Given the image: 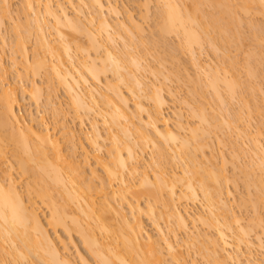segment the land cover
<instances>
[{
	"label": "bare ground",
	"instance_id": "1",
	"mask_svg": "<svg viewBox=\"0 0 264 264\" xmlns=\"http://www.w3.org/2000/svg\"><path fill=\"white\" fill-rule=\"evenodd\" d=\"M9 1L0 0V264H77L69 252L70 247L60 245V238L56 240L52 233L59 229L67 232L69 238L74 234L79 236L95 256L96 264H197L196 259L189 260L185 255L184 247L188 246L198 249V254L209 264H264V220L258 216L254 219L257 223L250 220L252 226L245 225L242 214H237L231 204L235 197L233 199L234 194L228 188L225 152L218 157L221 151L218 154L217 145L216 152L212 148L211 157L204 149L213 135L222 148L229 146L227 129L236 133H233L236 145L232 138L233 143L231 141L230 148H226L231 155L227 161L232 162L233 158L235 168H245L244 173L235 169L234 172L244 174V179L246 174L250 178L245 179L246 186L254 185V192L258 190L254 196L253 190L250 191L253 201L249 194V201H242V205L246 206L245 202L253 205L258 200L253 205L257 210L258 203L264 204V144L260 139L264 120L262 131L258 126L252 129L256 110L253 112L255 107L251 103L255 100L249 103L251 99L248 101L246 93L255 95V88L247 84L248 91L244 89L246 83L243 85L244 81L239 78L240 60L230 55L235 34V38L238 33L242 36L236 23L239 26L245 20L237 9L246 13L245 16L254 11L256 14V10L257 14L264 15V0H153L156 11L152 0L135 2L141 7L144 19L155 11L157 21L153 26L158 30H153V36L157 34L156 39L160 36L159 45H167L168 36L177 38L175 50L169 51V44L168 58L179 62V54L190 55L191 65L198 73L195 72L197 80L194 81L193 75L189 80V72L185 77L194 82L189 94L198 95L199 102L195 101V96L188 99V95L182 97L169 90L165 80L173 74L177 76L178 72L173 73V70L171 75L168 71L167 75L165 71L167 76L164 75L166 64L159 63V57L165 60L161 52H156L157 69L153 68L148 55L153 47L157 48L156 39L152 38L151 47H146L142 36L146 32L144 24L134 14L122 18L113 0H22L17 17L13 16ZM208 8L210 12L213 9L217 12L210 13ZM232 10L235 12L230 13ZM230 14L232 18L228 19L234 21L227 19ZM6 22L12 23V29L3 28L8 26ZM8 29L13 33L11 41ZM255 32L258 41L259 34ZM33 34L35 42L30 55L29 42ZM239 36L236 38L239 43L235 45L241 44ZM260 41L261 51L257 49V53L256 48L248 51L246 58L250 54V59L242 64L246 67L250 61L246 74L252 77L253 74L257 77L259 60L261 64L264 61V36ZM9 44L13 49L10 50V66L14 69L9 68L10 72L8 65H4V49ZM206 45L213 49L216 58L221 57L214 60L216 63L214 58L204 61L199 55ZM253 53L252 61H258L256 66L254 61V65L251 64ZM11 70L17 74V78L13 75L16 82L7 80L6 74H11ZM109 72L112 79L105 76ZM42 73L48 84L47 96L44 86L36 81ZM147 75L154 77L152 81ZM58 87L68 94L73 119L80 130L65 122L61 104L52 101L57 97ZM167 89L189 112L185 115L180 106L174 126L164 113L168 106L164 95ZM206 89L211 90L214 101H207ZM43 96L53 105V116H57L53 126L43 114L35 118L22 114L28 98L44 106ZM239 99L243 100H240L243 110L239 108L231 118L233 108V112L225 116L228 105ZM224 105H227L226 111ZM259 106L258 114L262 111ZM86 120L90 122V131L84 128ZM243 136L251 144L246 148L245 139L241 140L245 149L240 144ZM147 150L153 153L149 161L144 157ZM78 151L84 156L82 160L78 159ZM90 157L103 170L102 176L97 173V167L92 170L89 167L91 176L86 172ZM244 157L247 164L244 161L242 164ZM218 158L223 159V162L220 160L223 167L219 168ZM15 160L20 176H27L25 190L14 175ZM97 179L100 182L96 184ZM197 202L201 208L193 210L190 205ZM41 204L47 207L46 215ZM145 214L156 225L160 237L154 239L147 233ZM259 219L262 220L260 227ZM164 220L169 232L163 228ZM190 220L206 228L202 230L194 225L198 229L191 231ZM113 221L116 222L113 224ZM207 228L214 232L205 230ZM182 233L184 237L179 236ZM77 254L80 264H92L84 255Z\"/></svg>",
	"mask_w": 264,
	"mask_h": 264
},
{
	"label": "rangeland",
	"instance_id": "2",
	"mask_svg": "<svg viewBox=\"0 0 264 264\" xmlns=\"http://www.w3.org/2000/svg\"><path fill=\"white\" fill-rule=\"evenodd\" d=\"M118 6H119V9H120V11H121V13H122V18H126V16H128L129 14H134L135 15V17L137 18V19H139L140 20V22L142 23V24H144L143 26H144V28H146L145 29V35H144V32H143V34H142V36H144V40L146 39V41H145V43H146V47H151V41H152V38L154 39L155 38V36H157L158 37V35L156 34L157 32H155V31H157L158 29H154V26H153V24H155V26H156V21H157V15L155 14V11H156V8L154 7L155 6V1H153L152 0V2H151V5H152V7H153V10H155L154 12H152L153 10H151V17H149L148 19H144L143 17H142V9H141V7H139L138 8V6L135 4V2H137V0H113ZM139 1V3H141L143 0H138ZM231 2H233V0H230ZM238 2H239V0H237ZM22 2V0H10L9 1V3H11L10 4V6H12V10L14 11L13 13H14V15L13 16H15V17H17L18 16V14H19V12L18 11H20V3ZM228 2V1H227ZM227 2H226V4H227ZM234 2H235V0H234ZM237 2V3H238ZM231 4V3H230ZM234 4H236V3H234ZM154 5V6H153ZM234 6V5H233ZM258 6V4L256 3V7ZM260 6V5H259ZM223 7V6H222ZM19 8V9H18ZM155 8V9H154ZM225 8V7H224ZM140 9H141V12H140ZM207 9V8H206ZM235 9H237L236 7H235ZM239 9V8H238ZM237 9V13L238 14H240L241 15V19L242 18H244L245 20H243V22L242 21H240L241 19H240V17H239V21L237 20V22H242V23H239V26H237V24L238 23H236V26H235V24L233 25V26H235L238 30L237 31H239L241 34H242V36L240 37L239 36V33H238V35H237V37L239 36V38H240V45L239 44H237V45H235L236 43H237V41H238V39H237V41H236V38H235V36H236V34H235V32H234V28H232V26H231V24H230V28H232V32H234V34H235V36H234V44H233V46L231 45V50H232V53H230V55L232 54V57L234 58V56L233 55H235L236 56V58L237 59H235L236 61L239 59L240 61H239V65L240 66H242V67H240V73H241V76L239 77V78H241V80H243L244 82H243V85H244V83H246L245 84V87L246 88H244L246 91H248V89H247V84L249 85V84H252L253 86H254V88H255V90H254V94L255 95H252L251 93V91H249L250 92V94L251 95H249V94H247L246 93V95L244 94V92H245V90H244V92H243V95L244 96H246L247 97V99H248V101L251 99V101H249V103H251L252 102V99H254L255 100V103H254V101L252 102L253 104H257V106H254V105H252V103H251V106L254 108L253 109V112H255V110H256V112H255V114H254V119H253V117H252V119L254 120H252L253 121V127H252V129L253 130H256L257 129V126H258V128H260L261 129V131H262V129H263V127H264V125H263V120H264V61H262L263 62V64H261V62H260V60H259V62H260V64H259V62L258 61H256V60H253L254 61V63H255V65H254V63H253V61H252V59H253V56L252 55H254V53L253 54H251V56H252V58H251V64L253 63V65L254 66H256V62H258V65H257V69L256 70H258V71H256V75H257V77H258V72H259V74L261 75V76H259L258 78L256 77V76H254V74H253V77H252V74H251V76H249L248 75V73L246 74V67L247 66H249L250 65V61H248L249 62V65H247L246 67H245V65L243 66L242 64L244 63V61H246L247 62V60H249L250 59V54H248V58H246L247 57V53H248V51L249 52H251L252 50H254L255 48H256V52L258 53V51H261L260 49H262L261 47H263L262 45H259V43L261 42L260 40H261V37L262 36H264V34H263V32H264V30H263V32H262V28L264 29V15H262L261 13H258L257 14V10H256V14L254 13V12H251V14H249V15H247V16H245L246 15V13H244V14H242V12H240V10H238ZM70 10H73L72 8H70ZM208 10H209V8H208ZM211 10V9H210ZM210 10H209V12H210ZM214 10V9H213ZM212 10V11H213ZM211 11V12H212ZM216 12H217V10H215ZM215 11H213V12H215ZM233 11V10H232ZM230 12V13H234L235 11H233V12ZM239 11V12H238ZM18 12V13H17ZM210 12V13H211ZM215 12V13H216ZM12 13V14H13ZM254 13V14H253ZM153 14V15H152ZM237 14V15H238ZM236 15V14H235ZM22 17H24V14L23 15H21ZM231 16V18H232V14H230L229 16H226L227 17V19L229 18ZM235 17V16H234ZM233 17V18H234ZM237 17V16H236ZM143 18V19H142ZM156 18V19H155ZM24 20V19H23ZM229 20V19H228ZM232 21H234V19H231ZM231 20H229L230 22H231ZM235 20H236V18H235ZM146 21V22H145ZM244 23V25L241 27V25ZM253 24L254 26H257V27H254L253 25H251V24ZM5 24H8V26H6V27H4L3 26V28L4 29H6L7 27H9L10 29H12L11 28V24L8 22H6ZM233 24V23H232ZM250 24V25H249ZM11 25V26H10ZM153 26V28H152V26ZM261 26V28H259V27ZM263 26V27H262ZM251 27H253V29L251 28ZM157 28V27H156ZM255 28V29H254ZM4 29H3V31H4ZM10 29H8V34H7V36H8V39H9V41H11V39H12V36H11V33L12 32H10L9 30ZM153 30H155L154 32H155V36H153L154 35V33H153ZM256 32H255V31ZM260 30H261V33H258V31L260 32ZM6 31H7V29H6ZM236 31V32H237ZM253 32H255L256 34H257V36H258V34H259V38H260V40H256L257 38H256V36L254 37V33ZM152 33V34H151ZM10 34V35H9ZM13 34V33H12ZM233 34V35H234ZM34 35V34H33ZM31 36V37H33L32 39H31V42H29V45H30V49H29V51H30V55H32L33 54V43L35 42V35L34 36ZM262 35V36H261ZM11 36V37H10ZM261 36V37H260ZM241 38H242V40H241ZM156 39V38H155ZM154 39V40H155ZM159 39H160V36H159ZM159 39H156V41H154V42H156V44H157V50L155 49V47H153L151 50H150V54L148 55V57H149V62L153 65V68H154V66H155V68L157 67V63H158V61L156 60V58L154 57L155 55H156V52H161L160 54H161V57H162V55H163V57L165 58V60L164 61H161L160 60V57H159V63L161 64V63H163L164 62V64H166L165 65V68H163L164 70H163V72H164V75H166V73H167V75H169V72L168 71H171L170 73H171V75H172V71H173V73H176L175 71H177L178 73H177V76L175 75V74H173L174 76H169L170 77V79L169 80H165L166 81V83H167V87H169V90L171 89L172 91H173V93H175V92H178L179 94H181V96L183 97H185L186 96V98H187V95H188V99H191V97H193V96H195L194 98H195V101H197V99H198V102L200 101L199 99V97H197L196 96V94L195 93H193V94H195V95H193V94H189V91H190V93H191V88H193V83L192 82H190L189 80L190 79H192L191 77V75H193V76H195V78H193L194 79V81H196L197 79H196V74L198 75V73H197V70H196V68L194 69L193 68V66L194 65H191V64H193V63H191V60H190V55L189 54H187V53H183V54H179L180 55V57H181V59H180V57H178L179 58V62H176V60H172V59H170V58H168L167 56H168V54H170V52H168V50H169V44L173 47V49H171L172 47L170 46V50L169 51H171V50H175L174 48H177V47H175L176 45H177V43L178 42H175V41H177V38L175 37V36H168L167 38H166V40L167 41H169V43L166 45V43L163 45L162 43H161V45H159V43H160V41H159ZM32 40H33V42H32ZM151 40V41H150ZM149 41H150V44H149ZM242 41V42H241ZM257 42H258V45H257ZM238 43H239V41H238ZM262 43V42H261ZM10 44L12 45L13 43H11L10 42ZM8 45V46H6L5 47V49L4 50H6L5 51V54H4V56H5V59H6V61L4 60V65L6 66V65H8V66H6L7 67V69H8V72H10V69L9 68H11V66H10V64H11V59H10V55L12 54L11 53V51H13V49L11 48V45ZM176 44V45H175ZM165 46V48H164V50L162 49L163 47ZM257 46H258V48H257ZM260 46V47H259ZM13 47V46H12ZM142 47V46H141ZM140 47V48H141ZM159 47H162V48H160L159 49ZM168 48V49H167ZM165 49H166V51H165ZM229 49V52H231V50ZM252 49V50H251ZM257 49H258V51H257ZM11 50V51H10ZM251 50V51H250ZM264 50V49H263ZM167 52V53H166ZM172 54H173V51L171 52ZM175 53V52H174ZM160 54H159V56H160ZM220 53H218V55H219ZM259 54H261L260 52H259ZM199 55H202L201 56V58L203 57V60L204 61H208L209 59H212V58H214L213 59V62L214 63H216L217 61H214V60H217V58L220 60L221 59V57H215V54H214V52H213V49L211 48V47H209L208 45H206L205 46V48L202 50V51H200V53H199ZM229 55V56H230ZM157 56V55H156ZM32 57V56H31ZM209 57V58H208ZM255 57V56H254ZM244 58L246 59V60H244ZM157 59H158V57H157ZM227 59V58H226ZM255 59V58H254ZM262 60V59H261ZM264 60V59H263ZM212 61V60H211ZM6 62V63H5ZM10 62V63H9ZM166 62V63H165ZM159 65V64H158ZM253 65H252V67H253ZM164 66V65H163ZM162 67V66H161ZM159 68H160V66H159ZM158 68V70H160ZM179 68H180V70H181V73L179 74ZM244 68V69H243ZM12 69V68H11ZM157 69V68H156ZM155 69V70H156ZM253 69H254V67H253ZM13 71H14V69H12ZM12 70H11V74H6V76H9L8 78H7V80H9V82L12 80L13 82H16V78H17V74H16V72H12ZM154 70V69H153ZM161 70H162V68H161ZM165 71H167L166 73H165ZM189 72V77H188V73ZM195 72H196V74H195ZM255 72V71H254ZM13 73V74H12ZM191 73V74H190ZM239 73V74H240ZM43 74V73H42ZM110 74H111V72H109L107 75H105V76H107L108 78L109 77H111L112 76V74H111V76H110ZM13 75H15L16 76V78H15V76H12ZM166 75V76H167ZM183 75V76H182ZM185 75H187V77H188V79H187V77H185ZM40 76H42V77H39V76H37L35 79H36V81H37V83H38V85H39V83H40V86H44V89H43V91H44V94H46L47 93V85L48 84H46V80H45V75L43 74V75H40ZM44 76V77H43ZM105 76L103 77V79L105 80ZM148 77H149V79H153L154 77L153 76H151V75H147ZM182 76V77H181ZM148 77H147V79H148ZM159 77H161V78H163L162 76H159ZM179 78L180 80H178L177 78ZM198 77V76H197ZM10 78V79H9ZM112 78H113V76H112ZM112 78H109V79H112ZM148 79V80H149ZM152 79H151V81H152ZM44 80H45V82H44ZM163 80V79H162ZM241 80H240V82H241ZM11 81V82H12ZM193 81V80H192ZM242 83V82H241ZM42 84V85H41ZM251 85V86H252ZM195 86V85H194ZM261 86H263V88L261 89ZM195 88L197 89V87L195 86ZM253 88V89H254ZM125 89V88H124ZM196 89H195V91H196ZM241 89H243V88H241ZM249 89H251L252 90V88H250L249 87ZM47 90V91H46ZM59 90V91H58ZM58 90H57V92H56V94H57V97L55 98L54 97V99H52V101L53 102H55V103H60L61 104V108H63V112L62 113H64L65 112V114H66V120H65V122H67V124H69L70 126H72V127H75V128H77V129H79L80 130V125L78 124V122H76L73 118H74V113H73V109L70 107V101H68V98H69V96H67L68 94L64 91V89L62 88V87H58ZM192 92H193V90H192ZM206 99H207V101H212L213 100V98H212V96H213V94H212V92H211V90H209V89H206ZM48 94V93H47ZM47 94H46V96H47ZM199 94V93H198ZM164 95H166V97H167V99H168V106H166V108H165V110H164V113L168 116V118L170 119V125L171 126H174V122H175V120L177 119V114H178V112H179V108H180V106L181 107H183L182 108V111H184V113H185V115H188V108L187 107H184L180 102H179V99H177V98H175L176 96H174V95H171V93H170V91H168V89H167V91H165L164 92ZM45 96V95H44ZM43 96V98H44V100L42 99V103L44 104V106L42 105H40L41 103L39 102L38 104H39V106L37 105V104H35V103H32L33 101H31V99L30 98H28V100L27 101H25V107L23 108L22 107V114L23 115H25L27 118H30V117H32V115H33V118H35V116H40L39 114H43V115H45V117H46V120L48 121V123H50V126H53V123H55V120H57L56 118H57V116H53V111H54V109H52L53 108V105H51V102L49 101H47L46 99H45V97ZM200 96V95H199ZM27 97H29V96H27ZM194 98H193V100H194ZM246 99V98H245ZM236 100H238V98L236 99ZM236 100H233V104L231 105V104H229L228 105V103H226L228 106H230V107H228V109L226 108L227 107V105H226V107H225V105L223 106V109H227V111H226V109H225V111L227 112L226 114H225V116H229L228 114H230V112H233V108H234V112H233V114L231 113L230 115H231V118H233L234 117V114L236 113V111H240V109H242V106H241V103L243 102V100L242 99H239V102L238 101H236ZM240 100H242V102H240ZM132 101V100H131ZM202 101V100H201ZM214 101V100H213ZM231 102H232V100H230ZM245 101V100H244ZM257 101V102H256ZM27 102V103H26ZM45 102L47 103V105H45ZM130 104H131V107H134L133 105H132V103L130 102ZM258 105H260L259 107H261V112H260V114H258L257 113V110L258 109H260V108H258ZM47 108H46V107ZM231 106H232V111H231ZM50 107V109H48ZM52 107V108H51ZM57 107H58V105H57ZM60 107V106H59ZM208 107V106H207ZM225 107V108H224ZM240 108V109H239ZM257 108V109H256ZM229 109H230V111H229ZM40 110V111H39ZM53 110V111H52ZM243 110V109H242ZM228 111H229V113H228ZM222 113L224 114L225 112H224V110L222 111ZM56 114V113H55ZM237 114H238V112H237ZM239 115V114H238ZM60 116V115H59ZM61 116H62V114H61ZM233 116V117H232ZM58 118H60V117H58ZM62 118V117H61ZM245 120H246V118H245ZM244 120V121H245ZM262 120V121H261ZM192 121H193V119H192ZM244 121H241V123L243 124L244 123ZM260 121L262 122L261 123V127H259V123H260ZM252 123V122H251ZM262 125H263V127H262ZM222 126V125H221ZM256 127V128H255ZM84 128L87 130V131H90V122H89V120H86V123H85V125H84ZM101 128H103L102 127V125H101ZM223 128V127H222ZM221 128V130L223 131V130H225V129H227L226 127H225V129H222ZM84 129V130H85ZM103 130V132H105L104 130V128L102 129ZM221 130H218V132L220 131L221 133H222V131ZM229 129H227V131L225 132V133H227L226 135V138H229V139H227V142H229V146H230V142L232 141V138L234 139L233 141L235 142V138H236V133H234V132H232V130H231V132H230V130L228 131ZM224 132V131H223ZM221 133H219V135H221ZM233 133L234 134H236V135H233ZM263 134H261V136L262 137H260V139H261V141H262V143L264 144V129H263V132H262ZM218 134V133H217ZM233 135V136H232ZM83 136V135H82ZM222 136V135H221ZM224 136V135H223ZM213 137H214V135H213ZM212 137V138H213ZM241 137H242V135H241ZM211 138V140H209V142L210 143H208L207 144V147L206 148H204L205 150H206V153H208V156H211V151L212 150H214L215 149V152H216V148H217V145H218V148H217V150H219L218 151V154L220 153V151H221V154H219V156H218V154H217V156L218 157H220V156H222V153H224L225 155H226V157H227V159H229L230 160V158L229 157H231V155L229 154L230 153V150H227V149H229L230 147L227 145V146H225V145H223V146H225V147H222V148H219V145L220 144H216V143H218V141L216 142V140L214 139V142H212L213 141V139ZM240 138V137H239ZM239 138H237L236 140H237V143H238V147H239ZM83 139H85L84 137H82V141H83ZM216 139H217V137H216ZM243 139H245V140H243ZM208 140V139H207ZM241 140H243V142H244V145L246 146V148H248V146L250 145L251 146V144L250 143H248L249 142V140H247L246 141V138L243 136V138H240V144H241V146H242V141ZM233 141H232V143H233ZM226 142V143H227ZM77 143H78V141H77ZM84 143L86 144V145H88L87 143H86V141H84ZM207 143V142H206ZM232 143H231V145H232ZM228 144V143H227ZM64 145H66V147H67V144H65L64 143ZM68 145H69V143H68ZM235 145H236V142H235ZM249 146V147H250ZM88 148H89V150H91V148L89 147V146H87ZM243 147V146H242ZM212 148H214V149H212ZM227 148V149H226ZM244 149H245V147H243ZM11 150H12V148H10ZM10 149H9V151H10ZM221 149V150H220ZM225 149V150H224ZM242 148H239L238 150H241ZM81 150V149H80ZM79 150V151H80ZM78 151V152H79ZM105 152V149H103V153ZM149 154H148V153ZM147 152H146V154L144 155V157L146 158V160L147 161H149L150 160V157H151V154H153L152 152H150L149 150H147ZM228 152V153H227ZM151 153V154H150ZM9 154L11 155V156H13L12 155V153H10L9 152ZM79 154V155H78ZM241 154H243L242 156H245L244 155V153H241ZM9 155V156H10ZM77 155H78V159L79 160H82L83 159V157L84 156H82V154H81V152H79V153H77ZM149 155V156H148ZM229 155V156H228ZM10 156V160H12V162H13V157H11ZM207 156V155H206ZM147 157H148V159H147ZM212 157V156H211ZM249 157V156H248ZM210 158V157H209ZM222 158V157H221ZM227 159H225L224 160V167L225 168H227L228 167V169H226L225 170V168H224V172L226 171L227 173V179H230L229 180V182H227L228 183V188H230V190L233 192V199H234V197H235V199L233 200V199H231V201L233 200L234 202H232L231 204L232 205H234V207H236V208H234V209H236V212H237V214H242L241 216H243V218H244V223H245V225L247 224H250L249 222H252V221H254V219H256L258 216H261V218H262V220H264V204H257V206H256V208H257V210L255 209L254 210V208H253V205H255L256 204V202L258 201V200H256V202L254 203L253 202V205H252V203L251 202H248V203H246L245 202V204H247L246 206L244 205H242L243 203H242V201H246V199H248V195L249 194H251V192L250 191H252V193L254 192V189H253V187L252 186H254V185H248V186H246V181H245V179H250V178H248V176H246V174H245V179H244V174L242 175L241 173H244L243 171H244V169L245 168H241V169H243V170H240V168L239 169H237V168H235L234 167V163H235V165H236V162L234 161L233 162V158L231 159V161L233 162V168H232V162H228L227 161ZM247 159V158H246ZM223 162V159H220V158H218V163H217V160H216V163L217 164H219V162H220V165H219V168H220V166L221 167H223V164L221 165V161ZM249 160V159H248ZM228 163H227V162ZM243 161L244 162H246V164H247V160L245 161V157H244V160H242V164H243ZM11 162V163H12ZM16 160L14 161V164H15V166H14V164H13V171H14V175L15 176H17V178H19V180L21 181V186L23 185V187H24V185H26V182H27V180L25 179V178H27V176H20L21 175V173H20V170H19V167H16ZM209 162V161H208ZM90 166L88 165V166H86V172H88V174H89V176H91V172H90V168L89 167H91V170H92V167H93V169H94V167L96 168L97 167V171H99V172H97L98 174L99 173H101V174H99V176L101 175L102 176V174H103V170L99 167V166H97L96 165V163H95V161H94V159L92 158V157H90ZM88 163V164H89ZM225 163H227L226 165H225ZM92 164V165H91ZM10 165H12V164H10ZM16 167V168H15ZM171 167V166H170ZM234 169H235V171H237V170H239L238 172H234ZM88 170V171H87ZM240 173V174H239ZM228 174H229V178H228ZM232 176V177H231ZM247 177V178H246ZM99 179V178H98ZM97 179V181H96V184L97 183H99L100 181ZM225 186H227V184L225 183ZM251 186V187H250ZM248 187H250V188H248ZM256 188V190H257V187H255ZM25 190V187L24 188H22V190ZM258 191V190H257ZM257 191H255L256 193H257ZM254 192V194H253V196L254 195H256V193ZM25 193H26V191H25ZM263 193V192H262ZM258 194V193H257ZM257 197H258V195H257ZM244 198V199H243ZM250 200H252L253 201V198H252V194L250 195V198H249ZM249 199L247 200V201H249ZM143 200V199H142ZM235 200H237V201H235ZM234 203H236V204H234ZM237 203H238V205H240L241 204V206H237ZM240 203V204H239ZM42 205V204H41ZM145 205V200H143L142 201V206H144ZM200 205V206H199ZM190 206H192L191 208L194 210V209H200L201 208V204H199L198 202L197 203H194V205L193 204H191ZM196 207V208H195ZM200 207V208H199ZM42 208H43V210H44V214L46 215L47 213H48V210H47V207L46 206H44V205H42ZM241 208H242V210H241ZM259 208V209H258ZM126 209H128V207L126 206ZM147 216L148 215H144L143 216V221H144V224H145V226H146V230L148 231L147 233H149V234H151L153 237H154V239L155 238H157L159 235H160V233H158V229H157V227H156V225L155 224H153V222H152V219L151 218H149V216H148V218H147ZM250 220H252V221H250ZM260 220V219H259ZM262 220H260L259 222H258V226H259V223H262ZM111 221H112V219H111ZM163 221V220H162ZM161 221V222H162ZM191 221V220H190ZM249 221V222H248ZM114 222H116V221H113V224H114ZM192 222V221H191ZM248 222V223H247ZM255 223H257V221H254ZM197 222H192V223H190V227H191V231H192V229L194 230L196 227H194V225L195 226H200V227H202L203 225L202 224H200V222H198V224H200V225H198V224H196ZM253 223V222H252ZM117 224V223H116ZM193 224V225H192ZM162 225H163V228H164V230L166 231V232H169V229H168V224H167V222H165V220H164V222H162ZM202 225V226H201ZM255 225V224H254ZM253 225V226H254ZM257 225V224H256ZM193 226V227H192ZM250 226H252L251 224H250ZM262 226H264V221H263V223H262ZM262 226H261V228H262ZM260 227V226H259ZM203 228H206V226H204V227H202L201 229L203 230ZM248 228V227H247ZM250 228V230L252 229L251 227H249ZM258 227H254L253 229H257ZM259 229V231L261 232V230L262 229ZM196 229H198V228H196ZM195 229V230H196ZM200 229V228H199ZM194 230V231H195ZM205 230H207V231H211L212 229H205ZM249 231V230H248ZM257 231V230H256ZM51 232H52V230H51ZM214 231L212 230V233H213ZM252 232H254L253 230H252ZM262 232H264V228H263V231ZM53 234H54V236H55V238H56V240L57 239H59L58 240V243L60 244V243H64L65 245L67 244V247L69 248L70 247V254L71 255H74L73 257H74V260L76 261V263L77 264H80V262H81V260L79 261V255L77 254V252L79 253V254H81L82 256L84 255V257H86L88 260H90V263H92V264H96L97 263V261H96V258L94 259V257H93V254H91L89 251H88V249L86 248V246H84L83 245V243H82V241H81V239H80V237L79 236H77V235H72V236H74V237H71L73 240L71 241V238H69L70 236L68 235V233L66 232L65 233V231L64 230H62V229H59L56 233H55V231L54 232H52ZM57 234V235H56ZM251 234H254V233H251ZM264 234V233H263ZM179 236L180 237H184L185 236V234L184 233H182V234H179ZM160 237V236H159ZM264 237V236H263ZM67 242V243H66ZM69 244V245H68ZM60 245H62V244H60ZM64 245V246H65ZM63 246V245H62ZM63 246V247H64ZM187 247V246H186ZM198 249H194V246L193 247H189L188 246V248H185L184 247V253H185V255L187 256V258L189 259V260H191V259H196L197 260V264H209V262L207 261V259L205 258V257H203V256H201L200 254H198ZM78 255V256H77ZM78 260V261H77ZM79 262V263H78ZM212 264V263H211Z\"/></svg>",
	"mask_w": 264,
	"mask_h": 264
}]
</instances>
